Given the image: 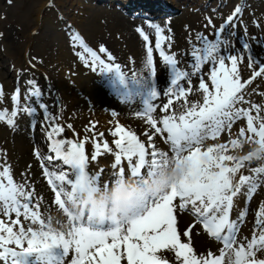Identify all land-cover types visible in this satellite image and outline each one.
Wrapping results in <instances>:
<instances>
[{"label": "snow or ice", "instance_id": "snow-or-ice-1", "mask_svg": "<svg viewBox=\"0 0 264 264\" xmlns=\"http://www.w3.org/2000/svg\"><path fill=\"white\" fill-rule=\"evenodd\" d=\"M241 12V7H236L235 13L228 16V22L231 23L234 16H238ZM152 27L156 31L155 47L159 50L164 63L171 66L175 74L172 86H176L178 81L187 76V73L178 72L176 59L166 55L161 47L166 39L163 35L164 28L159 24H153ZM224 27L217 31L214 40L198 35L197 40L201 47L194 46L191 52L197 71L202 64L209 61L213 65L218 64V67H213L210 75L214 91H210L203 80L199 84V88L204 93L203 104H193L179 116H165L161 121L162 128L157 127V121L148 116V122L157 133H167L173 155L158 152L153 147L151 158L146 159L148 153L145 144L140 142L133 132L117 126L116 130L111 132L113 137H119L114 141L118 152L115 153V163L112 168L116 169L123 158L128 161L130 175L126 174L124 167H120L118 171L111 174V179L101 181L99 173L89 175L87 171L89 159L85 155L82 142L52 140L50 151L55 153L57 160H62L69 166L74 174V179H69L67 174L56 175L45 169L48 183L55 193V203L68 217L67 226L61 225L60 230H57L52 227L51 218L45 224L40 219L38 211L30 210L32 193L26 192L23 185L13 182L8 167L0 171V212L4 216L15 213L16 219L11 222L12 225L18 224L21 216L26 220L31 219L33 224L39 222L40 225L38 230H33L29 226L27 230L20 227L18 231H14L13 226L0 219V262L2 264H53L57 256H59L58 264H65V258L70 252H74L71 264H121L123 259H126L127 264H167L166 260L157 256L161 249L174 252L180 264H264V209L257 214L256 227L247 243L237 241L238 223L229 218L233 208V198L237 197L241 188L247 186V194L251 196L258 183L264 182V175H262L264 167L250 169L256 174L253 176L240 174L237 181L236 174L244 167V161H250L253 157L237 159L235 155H226L224 153L227 151V146L223 144L215 149L209 147L205 153L201 152L200 147L209 137L215 139L225 128L231 129L235 120L242 118L247 120V130L253 137L258 138L250 142L258 141L264 147V120L238 107L248 103L245 100L244 90L246 84H251L252 80L241 82L237 63L238 59H243L242 56L221 54V46L225 51L229 47V41L221 37ZM139 31L144 41L149 42V37L142 30ZM231 34L234 35V33ZM73 39L78 41L91 57L93 71L99 68L101 72L115 71L124 75L119 65L113 67L111 64H106L95 51L84 46L79 36H74ZM243 49L250 52V45L245 42ZM99 51L104 53L106 49L101 46ZM108 59L111 60L112 57L109 56ZM226 60L231 62V67L226 66ZM249 60V67H251L253 62L251 56ZM147 64L151 68V73L155 75L151 46L147 47ZM262 75H264V64L254 72L253 79ZM173 91L171 87L167 90V92ZM175 95L185 96L186 93L183 89H176ZM158 96L157 93H153L154 99ZM16 99L17 97L14 96L13 100ZM41 107L44 105L41 104ZM167 108L168 105H165L164 110L167 111ZM250 108L260 110L255 104H251ZM154 110L152 104L147 108L146 113ZM112 115L117 114L113 112ZM3 118V115H0V119ZM257 120H260L258 127L255 126ZM11 122L9 120L10 124ZM63 131V128H53L49 133V139L53 134ZM244 134L242 128L240 136ZM238 143L237 140L232 141L234 147ZM96 149L98 155L99 144L96 145ZM103 149L112 151L107 143L103 144ZM169 157L187 160L189 171L186 179L178 188H173L159 199L145 204L132 219L97 226L84 219L77 220L69 211V203L78 190H83L92 183L110 184L116 177L136 179L152 175L154 170L162 163H166ZM48 159L51 160V157ZM92 159L95 160L96 156ZM225 162L233 163L232 166H228ZM100 171L102 172L103 169ZM65 184L68 185L67 189ZM177 197L179 209L194 214L198 222L202 223L204 230L217 241L222 242L223 248L218 256L213 257L209 253V258L198 257L190 243L181 242L176 227L177 218L174 215L176 205L173 204ZM21 200L24 202L22 203ZM238 219H243V213ZM184 235L187 236L188 232ZM121 248H126V252L120 251ZM57 249L61 251L54 254V250Z\"/></svg>", "mask_w": 264, "mask_h": 264}, {"label": "rangeland", "instance_id": "rangeland-1", "mask_svg": "<svg viewBox=\"0 0 264 264\" xmlns=\"http://www.w3.org/2000/svg\"><path fill=\"white\" fill-rule=\"evenodd\" d=\"M6 1L7 0H0V4H3V9H0V37L6 34L5 38L3 37L4 40L0 39V48L2 50V52L0 51V70L3 73L9 71V66L12 63L9 60V57H1L6 53H3L4 48L7 49L9 46L15 57L13 63H17L20 68H25L26 60L30 59L32 56L37 57L35 63L42 65L44 70L46 66L45 62H48L53 66V64H51L53 60L55 62L64 60L67 62L69 69L73 71L77 77H80L83 80H90L93 83L90 78L82 76V71L72 62L71 53L67 46L62 54L53 52V46L51 44V36L53 32L51 29H55L56 12L53 10L48 12L46 9L47 0H13L14 4L12 6H8L5 3ZM79 1L80 0L65 1L66 4L61 6V8L65 9L63 12H67L69 16H75L77 18V21H79L77 22L79 28L84 31L91 41L95 43L107 41L106 38L110 36L116 43L115 49L118 50L117 53L119 56L125 59L127 56L130 60H133L134 54L127 50L124 42L127 39H124V36L123 39H121V35L117 33L119 32L118 29H115L112 24L110 18L113 17V15H110L112 12L110 11L111 9L104 5L102 9H98L103 11V13L98 14L97 10L91 11L86 8L88 12L87 16H80V14L83 13L79 14L81 11V7H78L77 4ZM238 1L239 0H230L228 9ZM250 2V6L247 8V11L250 10L249 14L247 15L246 12L244 19L237 22L236 28L232 27L227 31L224 39L229 41V48L231 50H239V45L241 43L244 44L246 42L249 45L254 41L255 44L259 43L256 45L257 55L260 60H264V1L250 0ZM189 12H184L182 16L183 18L179 22H176L178 23L179 31H177V33L179 40L182 41L183 38L195 35L196 30H203L205 25L206 14L203 15V12L198 14L197 11H193V13L190 12L191 14ZM194 18H197L196 20L198 23L193 24L188 22L192 21ZM196 20L194 22H196ZM253 20H257L259 23H256ZM182 23L189 24V27L184 28V24ZM58 33L60 32L58 31ZM231 33H234V35ZM132 34L135 35L134 29H132ZM124 35L128 37L127 33ZM59 41L61 40L58 38L57 45ZM63 41L66 42L65 37L63 38ZM119 41H123L122 45L117 46ZM172 46L174 45L172 44ZM122 48H125V50ZM141 50L142 53L140 51L138 57L140 58L142 56V58L145 59L143 49L141 48ZM54 66V74L56 75L58 67L55 63ZM245 67H248V65L245 64ZM249 69L251 71V68L248 67V70ZM145 71L147 72L146 67ZM37 72L38 74L43 75L42 72ZM2 76L8 85L12 87V75L9 74L8 77L5 75ZM55 79L58 80V78ZM257 84L263 85V80L257 82ZM94 86L95 85L90 86L89 89L94 90ZM259 89L260 87L254 86V93ZM68 114H70V112L67 111V115ZM67 120L71 123H76L73 117L67 118ZM32 148L33 146L28 137L27 129L20 126L18 130L9 126L8 123H0V171H2L4 167H8L10 174L17 179L18 185L24 186L26 192L33 193L37 186L46 191L48 193L50 204L46 205V208L43 210V218L46 222L51 218L53 228L60 230V226L64 225V222H55L53 217L50 216L54 213L51 209V207L54 208V203L50 196V190L46 184H38V181L41 182V179L37 174L39 173V170L32 153ZM37 204L41 208L44 207L40 203Z\"/></svg>", "mask_w": 264, "mask_h": 264}, {"label": "clouds", "instance_id": "clouds-1", "mask_svg": "<svg viewBox=\"0 0 264 264\" xmlns=\"http://www.w3.org/2000/svg\"><path fill=\"white\" fill-rule=\"evenodd\" d=\"M249 144L247 155H236L237 159L251 156L264 160V147L258 141H241ZM189 165L185 158L176 160L169 157L166 163L154 170L152 175L143 178L116 177L110 184L92 183L78 190L69 203V211L77 219L90 221L102 226L113 222L132 219L142 207L173 188H178L186 179Z\"/></svg>", "mask_w": 264, "mask_h": 264}, {"label": "bare ground", "instance_id": "bare-ground-1", "mask_svg": "<svg viewBox=\"0 0 264 264\" xmlns=\"http://www.w3.org/2000/svg\"><path fill=\"white\" fill-rule=\"evenodd\" d=\"M65 1H68V0H56L57 6L60 7V5L61 6L65 5L66 4ZM82 5H83V3H82ZM116 16H117V18H116L117 20L121 19L117 13H116ZM121 27L125 30V29H127L128 26L126 24H121ZM53 33H54V31H53ZM129 42H131V41H129ZM131 44H132V42H131ZM133 46L135 47V43L134 42H133ZM64 83H66V81H64ZM54 84H55L56 88L59 90V92H61L63 94V97H64V99H66L67 103L70 104L71 106L75 105L78 102L79 103L82 102L83 95H82V93L80 91L73 90L71 87H69L67 85H64L63 83H60V82H57V81L54 82ZM100 95H98V96L100 97ZM94 117L97 118V120L99 119L101 121L103 130L106 128V126H108L110 128V126L108 125L110 119L106 118V116H105L103 111L96 110V113L94 114ZM80 118L82 119V117H80ZM108 171H109V173H111L112 168L111 167L108 168Z\"/></svg>", "mask_w": 264, "mask_h": 264}]
</instances>
